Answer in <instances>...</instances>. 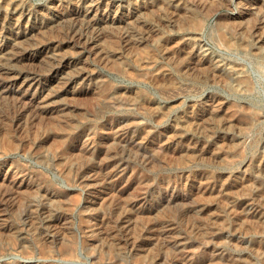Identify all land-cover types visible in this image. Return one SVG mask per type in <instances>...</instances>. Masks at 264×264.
<instances>
[{
	"label": "rangeland",
	"instance_id": "1",
	"mask_svg": "<svg viewBox=\"0 0 264 264\" xmlns=\"http://www.w3.org/2000/svg\"><path fill=\"white\" fill-rule=\"evenodd\" d=\"M261 4L0 0V264H264Z\"/></svg>",
	"mask_w": 264,
	"mask_h": 264
},
{
	"label": "bare ground",
	"instance_id": "2",
	"mask_svg": "<svg viewBox=\"0 0 264 264\" xmlns=\"http://www.w3.org/2000/svg\"><path fill=\"white\" fill-rule=\"evenodd\" d=\"M261 7H263L264 8V0H262V4H261ZM260 8V7H259ZM184 10V9H183ZM256 15H258V14H256ZM7 16V15H6ZM241 22V21H240ZM236 23V22H235ZM244 24V23H243ZM236 25H239V23H236ZM246 26V25H245ZM233 28V27H232ZM238 28V27H237ZM236 28V29H237ZM192 29H193V27H192ZM232 31V30H231ZM198 32H200V31H198V30H192V31H190V37L192 38V39H197V35H198ZM185 35V34H184ZM228 36V35H227ZM226 36V37H227ZM185 37V36H184ZM258 38H259V40H263V38H264V29L263 30H261V32L259 33V35L257 36ZM188 40V39H187ZM190 40V39H189ZM228 40V39H227ZM186 43V42H185ZM184 43V44H185ZM189 44V43H188ZM88 45H89V49H90V51L91 52H93L92 50H95L96 51V49H94V47L95 46H91V42H89L88 43ZM239 45V44H238ZM191 46V45H190ZM228 46H230V47H233L234 45L232 44V43H228ZM192 50V49H191ZM235 50V49H234ZM258 50H259V48H258ZM261 51V50H260ZM94 53V52H93ZM202 54V53H201ZM95 55V54H94ZM215 68V67H214ZM225 73H226V75L228 76V77H233L234 79H238V77L240 76L239 74H240V71H238V70H229V69H225ZM141 78V77H140ZM240 78V77H239ZM227 81V80H226ZM246 83V82H245ZM243 81H238L237 80V83H236V86H234V89L236 90V91H246V90H248V86H247V84H245ZM240 93V92H239ZM27 94V93H26ZM26 98V97H25ZM113 98V97H112ZM37 100V99H36ZM33 103V102H32ZM115 102H113V101H111V100H109V98H105V99H101L100 101H99V104H106V105H109V104H114ZM118 104V103H117ZM214 104V103H213ZM34 105H35V103H34ZM115 105V104H114ZM40 106L43 108H46L47 107V99H45L44 101H42V102H40ZM211 106H214V105H211ZM227 108V107H226ZM220 110V109H219ZM214 113V112H213ZM255 119H257V117L255 118L253 115H251L250 113H242V112H238L237 113V115H235V117L234 116H230L229 115V117H227L226 119H225V121H227L228 123H234V124H238L240 127H242V128H246V127H249L252 123H254V121H255ZM129 125V124H128ZM138 128V127H137ZM135 133V132H134ZM135 135V134H134ZM115 138V137H114ZM142 138V137H141ZM150 138V137H149ZM135 142V141H134ZM146 143V142H145ZM148 144V143H147ZM169 144V143H168ZM166 145L167 144H164V143H158V144H156V146H155V148H153V149H156V148H158V150H167L166 149ZM168 146V145H167ZM89 147V146H88ZM175 150V149H174ZM240 150V149H239ZM159 151V152H160ZM155 152V151H154ZM157 152V151H156ZM163 153V152H162ZM180 153V152H179ZM167 156H168V154H166ZM174 156V155H173ZM173 156H172V158H173ZM171 157V156H170ZM175 158V157H174ZM257 163V162H256ZM260 167V166H259ZM68 169V168H67ZM16 170V169H15ZM69 170V169H68ZM263 173V172H262ZM264 175V174H263ZM12 177H11V180H12V185L13 186H15L16 188H20V187H22L23 186V184H22V180H21V178H20V176L19 175H16L15 173L13 174V175H11ZM262 176V175H261ZM258 178V177H257ZM30 181V180H29ZM35 186V187H34ZM36 187H38L37 185H32V184H29V186L28 185H26V189H24V190H28V192H29V190H31V192L33 193V191H37L38 190V188H36ZM0 188H1V186H0ZM21 191V190H20ZM40 191V190H39ZM30 192V193H31ZM23 195H25L26 193H24L23 191L21 192ZM45 193L46 194H48V196H47V198H49V199H51V198H53L54 197V195L52 194V192H50V191H46L45 190ZM28 194V193H27ZM19 199V198H18ZM23 201V200H22ZM148 237V236H147ZM166 239L170 242V243H172V244H177V243H179V241H178V237H177V235H176V233H175V231H173L172 230V232H170V233H167L166 234ZM44 241V240H43ZM171 244V245H172ZM257 244V243H256ZM258 245V244H257ZM6 246V245H5ZM179 246V245H178ZM73 247V244H72V242L71 241H67V242H65V243H62V244H60L59 245V249L61 250V252H62V254H65L67 251H69V250H71V248ZM256 248V247H255ZM73 249V248H72ZM257 251V250H256ZM255 251V252H256ZM261 251V250H260ZM259 252V251H258ZM74 254V253H73ZM108 258H109V256H108ZM213 258V257H212ZM70 259V258H69ZM103 259V258H102ZM102 259L99 257V255H98V258H97V262L95 263V264H103V261H102ZM94 260V259H93ZM106 260V259H105ZM212 260V259H211ZM213 263V262H212ZM143 264V263H142Z\"/></svg>",
	"mask_w": 264,
	"mask_h": 264
}]
</instances>
